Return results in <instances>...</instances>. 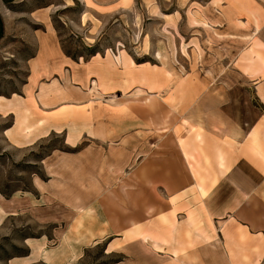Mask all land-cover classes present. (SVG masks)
Here are the masks:
<instances>
[{"label":"crops","instance_id":"crops-1","mask_svg":"<svg viewBox=\"0 0 264 264\" xmlns=\"http://www.w3.org/2000/svg\"><path fill=\"white\" fill-rule=\"evenodd\" d=\"M93 1L104 8L124 0ZM195 13L228 37L215 71L198 66L169 87L160 67L128 58L119 69L99 54L80 64L55 43L32 63L23 96L0 105L23 138L63 135L72 148L94 140L116 167L134 162L123 174L148 184L137 197L129 192L123 212L109 201L124 181L131 185L124 177L79 211L32 207L38 223L53 225V239L32 243L29 259L66 264L75 250L105 241L106 254L120 256L114 264H264V0H208ZM120 90L144 100L104 113L102 100ZM155 103L159 114L146 110ZM157 122L155 143L147 130ZM0 198V213L30 201Z\"/></svg>","mask_w":264,"mask_h":264},{"label":"rangeland","instance_id":"rangeland-1","mask_svg":"<svg viewBox=\"0 0 264 264\" xmlns=\"http://www.w3.org/2000/svg\"><path fill=\"white\" fill-rule=\"evenodd\" d=\"M207 1L124 0L103 8L93 0H0V105L14 95L23 96L32 63L44 48L55 43L71 56L82 55L80 64L85 57L89 59L84 48L95 46L104 59L113 58L119 69L128 58L136 64L147 63L152 70L160 67L170 76L169 87L182 77L194 75L198 66L215 71L213 60L222 57L221 46L228 37L215 28L203 27L207 25L203 14H194V8L202 10ZM217 68L219 77L223 69L220 64ZM223 82L218 79L215 84L225 87ZM90 86L94 94L102 93ZM134 92H113L112 99L108 96L102 100L104 113L111 103L142 102V97L131 98ZM146 110L159 114L156 103ZM118 112L119 117L126 116L127 109ZM167 117L168 112L163 120H171ZM15 122V115L0 109V196H6L12 205L26 203L28 198L30 201L21 210L12 207L0 213V264H44L28 258L31 244L38 240L51 244L53 225L38 223L32 207L47 210L55 204L79 211L124 177L131 185L124 181L114 193L115 201H109L123 212L127 211L124 202L129 192L137 197L136 191L147 184L142 176L129 179L123 174L132 171L134 162L116 167L117 162L109 160L106 145L103 150L94 140L84 139L72 148L65 145L63 135L55 134L23 138ZM158 124L147 130L155 143ZM74 253L66 264H114L120 259L119 255L106 254L105 241Z\"/></svg>","mask_w":264,"mask_h":264},{"label":"trees","instance_id":"trees-1","mask_svg":"<svg viewBox=\"0 0 264 264\" xmlns=\"http://www.w3.org/2000/svg\"><path fill=\"white\" fill-rule=\"evenodd\" d=\"M54 29L57 31V28L55 27L54 25ZM85 49V52H86V55L88 58H91L97 54H100V51L95 47V46H92V47H87V48H84ZM62 50L64 52V54L68 57H70L73 61H78L80 58H83L82 55H75V56H71L70 54H68L67 52L64 51L63 47H62ZM85 61H87V58L85 57L84 58ZM3 197L6 198V196L2 195ZM117 263V262H115Z\"/></svg>","mask_w":264,"mask_h":264}]
</instances>
